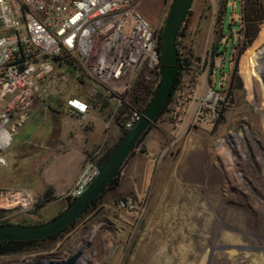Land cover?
I'll list each match as a JSON object with an SVG mask.
<instances>
[{
  "label": "rangeland",
  "instance_id": "rangeland-1",
  "mask_svg": "<svg viewBox=\"0 0 264 264\" xmlns=\"http://www.w3.org/2000/svg\"><path fill=\"white\" fill-rule=\"evenodd\" d=\"M234 1L238 3L235 10ZM173 3L141 0L140 11L160 33ZM240 3L194 1L182 41L188 52L192 51L190 65L165 113L139 145L142 160L134 158L136 149L121 170L118 186L108 189L95 210L55 241L2 256L0 264H25L75 249L89 259L87 264H264V92L257 79L262 78L259 71L264 72V57L258 68L252 65L254 72L249 65L264 48V20L258 24L254 42L244 51L250 40L247 26L239 32V24L230 19L240 14L246 2ZM228 4L224 26L232 41L224 54L226 61L216 60L210 58V50L224 44L220 29ZM241 18L237 16L238 23ZM215 68H219L217 82L221 74H226L227 82L221 90L220 115L212 119L211 110L199 100L205 97V89L214 87L216 79L210 73ZM246 76L250 80L245 81ZM53 115L48 113L47 122L40 111L32 114L7 154L16 157L9 163L6 159L7 166L0 169V197L7 191V198H12L8 190H27L36 205L21 211L0 200L4 212L0 223L42 224L68 206L63 195L73 183L55 189L44 181L43 170L50 156L73 148L70 137L74 135L64 134V118L55 121L50 118ZM125 122L107 121L108 133L86 157L98 152L101 164L106 152L123 136ZM113 125L115 131L111 132ZM135 166L138 174L131 185L128 177ZM48 190L50 199L44 202ZM130 197L138 201V208L120 210L118 204Z\"/></svg>",
  "mask_w": 264,
  "mask_h": 264
},
{
  "label": "built area",
  "instance_id": "built-area-1",
  "mask_svg": "<svg viewBox=\"0 0 264 264\" xmlns=\"http://www.w3.org/2000/svg\"><path fill=\"white\" fill-rule=\"evenodd\" d=\"M240 1L264 5V0ZM140 5L141 0H0L5 24L0 29V168L7 166L15 138L37 107L45 121L52 109L84 122L95 109H106L107 121L123 120L125 130L132 128L162 79L160 33ZM263 57L264 48L249 62L252 70ZM259 73L264 92V72ZM216 87L205 89L199 100L212 119L220 115L224 101ZM97 154L86 157L63 195L66 201L82 196L100 173ZM6 192L0 200L12 209L27 211L36 205L27 190H8L12 198ZM118 208L135 210L138 201L127 198ZM72 259L74 264L89 260L75 249L25 264H69Z\"/></svg>",
  "mask_w": 264,
  "mask_h": 264
},
{
  "label": "water",
  "instance_id": "water-1",
  "mask_svg": "<svg viewBox=\"0 0 264 264\" xmlns=\"http://www.w3.org/2000/svg\"><path fill=\"white\" fill-rule=\"evenodd\" d=\"M195 0H174L160 39L162 79L150 104L113 150L100 169V173L85 193L72 201L55 218L37 225L1 224L0 241H44L71 227L80 219L96 199L101 197L119 175L139 142L147 135L167 107L178 77L177 40L180 30ZM1 12V8H0ZM5 26L0 19V29ZM80 256L77 255L76 258ZM75 258V259H76ZM72 259L69 264H74Z\"/></svg>",
  "mask_w": 264,
  "mask_h": 264
},
{
  "label": "crops",
  "instance_id": "crops-1",
  "mask_svg": "<svg viewBox=\"0 0 264 264\" xmlns=\"http://www.w3.org/2000/svg\"><path fill=\"white\" fill-rule=\"evenodd\" d=\"M230 6L231 5L228 4L227 7H225L224 18H226V14ZM232 6L233 9L235 10L238 7V3L234 1ZM237 16L241 18V11L240 14ZM237 16L231 15L230 19H233L236 22L235 25L236 24L240 25V23H238L239 20L237 19ZM35 111H40L43 117L44 111L41 107H37ZM51 112L54 115L50 118H52L55 121L57 120L63 121L64 118L63 114L58 113L55 109H52ZM48 113H47V122L49 120ZM107 114L108 113L106 109L103 110L95 109L91 113L90 120L84 123H81L76 118H70V119H66V117L64 118L63 121L64 134L66 135L72 133L74 135L73 137H70V144L73 143V148L71 149L68 148L69 150H67L66 153H60V154L53 153L50 156V160L48 161V163L45 166V169L43 170L44 181L47 183V185L54 186L55 189H62L65 187V185L69 183H73L72 186L74 185L75 181L79 177V174L82 170L83 162L85 160L87 153L90 152L92 149H94L95 145L98 143V141L102 139L105 133H108V131H106V129L108 128ZM114 128L115 127L113 125L110 131L114 132L115 131ZM36 133L38 134L39 130H37ZM17 138H19V135L15 138V140ZM138 150L139 149L137 148L136 155L134 156V158L136 157L137 161L142 160L143 157V155H140V153H138ZM15 157H16L15 153H13L12 155L10 153L9 157L7 156L6 159H8V163H9L10 162L9 160H12L11 158H15ZM17 157L19 156L17 155ZM14 162L16 163V161ZM137 174L138 171L135 166L132 168L131 175L128 177L131 180V185L135 184V178ZM122 176H124L123 172H122Z\"/></svg>",
  "mask_w": 264,
  "mask_h": 264
},
{
  "label": "trees",
  "instance_id": "trees-1",
  "mask_svg": "<svg viewBox=\"0 0 264 264\" xmlns=\"http://www.w3.org/2000/svg\"><path fill=\"white\" fill-rule=\"evenodd\" d=\"M257 4H256V2L249 1V2H246L242 6V8H241V15H242L241 20H242V24H243V26L244 25L247 26L246 35H247L248 39H250L248 41L247 45H245L244 51L247 50L249 44H251L252 42H254L255 37H256V35L258 33V24H260L261 21L264 20V9H263L264 7L260 6L259 4L257 5ZM241 32H242V29H241ZM161 34H162V32H160L159 39H161ZM159 45H160V43H159ZM236 62H237V60H236ZM178 64H179V69H180L181 68L180 59L178 60ZM237 73H238V66L234 70L233 77L235 75H237ZM180 75H181V73H179V76L177 77V81H176L175 86H174V89L172 91L171 98H172L174 92L176 91V89L178 87V83H179V80H180ZM246 80H250V76H246L245 81ZM247 83H249V85H250V81L247 82ZM170 101H171V99H170ZM170 101H169V103H170ZM166 109H167V107H165L164 111L159 116V118L157 119V121H159V119L161 118V116L165 113ZM126 132H127V130H123V136L125 135ZM123 136L119 139V142L122 140ZM143 139L139 142L138 147L141 144V142L143 141ZM119 142L114 147H112L111 149H109L106 152V154L104 155L103 159L101 160V164H100L101 167L104 164V162L108 159V157L110 156V154L113 152V150L118 146ZM135 150L132 152V154L135 152ZM120 173H119V175H120ZM119 175L113 180V182L110 184V186L108 187V189L114 188V187H117L118 186V184H119ZM105 192H104V194H105ZM50 194H51V191H49V190L45 193V195H44V198H45L44 200L45 201L44 202H48L49 201ZM102 196L99 197L98 199H96L94 201V203L89 207V209L85 212V214L88 213L90 210H93L94 208H97V205H98L99 201L101 200ZM0 213H4V212L3 211H0ZM0 218H2V217H0ZM1 224H10V223L7 222V221H4V222L0 223V225ZM74 225L75 224H73L71 227H73ZM71 227L67 228L66 230H64L63 232H61L59 234H56V235L52 236L50 239H47V240H49V241H55L59 237L60 234L64 233L65 231H67ZM44 241H46V240H44ZM44 241H30V242L0 241V257L23 253L25 251H28L31 247L35 246L36 244L42 243Z\"/></svg>",
  "mask_w": 264,
  "mask_h": 264
},
{
  "label": "flooded vegetation",
  "instance_id": "flooded-vegetation-1",
  "mask_svg": "<svg viewBox=\"0 0 264 264\" xmlns=\"http://www.w3.org/2000/svg\"><path fill=\"white\" fill-rule=\"evenodd\" d=\"M188 17H189V15L187 16V18ZM187 18H186V20H187ZM186 20H185V22H186ZM185 22L183 24L182 29L179 32V36H178V40H177L178 60L180 59V65H181V68L179 69V64H178V69H179L178 76H179V73H181L178 85H180V83L182 81L181 77L184 74V72L187 70L188 66L190 65V54H192L191 53L192 51L188 52L187 48L182 43L183 38L185 37V35L183 34ZM224 22H225V18H224V21L222 22V26H221V29H220V32L222 33L220 40L224 41L225 45L224 44L221 45V46L217 45L215 49H214V47H212V49L210 50V58H214L216 60H220L222 58V60L226 61V58H225L224 54H225V52H227L228 47H229V45H231V41L232 40H231L230 34H226V32H225ZM242 28H243V24H242V20H241L240 25H239V32H241ZM233 49H232V52H233ZM232 52H231L230 61L233 58L232 57ZM223 64H224L223 67H221L222 68V73H225L224 72L225 63H223ZM218 71H219V68H215L214 71L212 73H210V77L212 79L213 78L216 79L213 82V86L218 84V82H217V78H219ZM225 75L221 74V77H220L221 86L217 87L218 88L217 90L220 91V92H222L221 90H224V88L226 87V82L227 81H226V76ZM221 105H223V102L221 103ZM67 202H68V205H69V203H71V201H67ZM94 210H95V208H94Z\"/></svg>",
  "mask_w": 264,
  "mask_h": 264
},
{
  "label": "bare ground",
  "instance_id": "bare-ground-1",
  "mask_svg": "<svg viewBox=\"0 0 264 264\" xmlns=\"http://www.w3.org/2000/svg\"><path fill=\"white\" fill-rule=\"evenodd\" d=\"M205 95V94H204ZM86 260V258L84 259V261Z\"/></svg>",
  "mask_w": 264,
  "mask_h": 264
}]
</instances>
